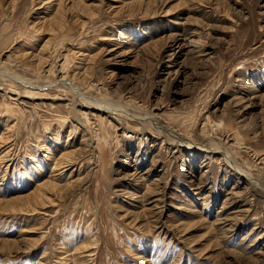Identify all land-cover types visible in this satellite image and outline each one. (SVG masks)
Here are the masks:
<instances>
[{
  "label": "rangeland",
  "instance_id": "obj_1",
  "mask_svg": "<svg viewBox=\"0 0 264 264\" xmlns=\"http://www.w3.org/2000/svg\"><path fill=\"white\" fill-rule=\"evenodd\" d=\"M59 1L0 0V264H264V0Z\"/></svg>",
  "mask_w": 264,
  "mask_h": 264
},
{
  "label": "bare ground",
  "instance_id": "obj_2",
  "mask_svg": "<svg viewBox=\"0 0 264 264\" xmlns=\"http://www.w3.org/2000/svg\"><path fill=\"white\" fill-rule=\"evenodd\" d=\"M61 1V0H60ZM59 1V2H60ZM161 3V2H160ZM58 4V3H57ZM60 5H61V3H60ZM62 6V5H61ZM59 8V7H58ZM60 9V8H59ZM62 9V8H61ZM58 11V10H57ZM60 11L61 10H59L58 12L60 13ZM63 11V10H62ZM61 11V12H62ZM55 14H56V12H55ZM60 15H61V13H60ZM46 16V15H45ZM47 16H49V15H47ZM45 20V19H44ZM50 21H52V20H50ZM52 30V29H51ZM178 33V32H177ZM178 35H180V34H178ZM177 34H174V36L172 37V39H174V40H177L178 38H179V36H178ZM172 36V35H171ZM174 40H172V41H174ZM197 40V39H196ZM195 42L196 41H190V44H195ZM191 45V46H192ZM183 46H184V44H183ZM46 47V46H45ZM43 48V50H45L46 48ZM183 49V48H182ZM43 52V51H42ZM182 53V52H181ZM43 54V53H42ZM173 55V54H172ZM181 55V54H180ZM42 59V58H41ZM42 62V61H41ZM40 62V63H41ZM61 71V70H60ZM4 73V72H3ZM6 75V74H5ZM5 75H4V77H5ZM2 76V75H1ZM7 76H9V75H7ZM62 77V81L63 80H65L66 78L65 77H63V75L61 76ZM15 79V78H14ZM19 80H20V78H19ZM52 81V80H51ZM61 81V80H60ZM27 83H28V81H27ZM75 89V88H74ZM84 99V98H83ZM82 99V100H83ZM85 100V99H84ZM83 104V107H85V108H87V109H90V110H98V111H105V112H108V113H116V111L117 112H119V115H123L122 113H123V111L125 112L126 111V107H120L119 105H116V104H114L113 102H108V100H107V102H103V104L102 103H95V104H92V103H88V102H84V103H82ZM97 104V105H96ZM104 104H106V106L104 105ZM121 108L122 109H124V110H121ZM154 114V113H153ZM140 116V115H139ZM137 117V116H136ZM153 117L154 116H151L150 114H148V115H146V118L147 119H150L151 120V123L153 124V125H155L156 127H158V128H160V130L161 129H163V131H165L166 132V134H167V131L168 130H171L172 131V129L170 128V127H168V126H166V125H164V124H162L161 122H159V121H157V120H155V119H153ZM172 134H171V137H170V140H171V142H170V144H172V145H180L181 144V146L182 147H185V145L186 146H188L189 144H191L192 143V140H191V138H190V140L189 139H187V138H183V137H180L182 140H180L179 139V137L178 136H176V134L174 133V131L173 132H171ZM72 134V133H71ZM169 134V133H168ZM173 137V138H172ZM208 139V138H207ZM221 141V140H220ZM216 142V139L215 138H213V139H210L209 140V144L208 145H210V146H208V145H206V146H202V147H204V150H206V147H207V149H214L215 151L217 150L216 148H219V149H223L224 147H226V145H224L222 142ZM168 142V141H167ZM202 145V144H201ZM224 147H223V146ZM200 146V145H199ZM215 146H217L216 148H214ZM189 147V146H188ZM181 149V148H180ZM225 149V148H224ZM206 151H209V150H206ZM220 151V150H219ZM71 153V152H70ZM226 155H227V158H228V161H230V163L232 162V159L231 158H233V156H232V154H231V152L227 149L226 150ZM64 157H66V159H63V161L62 162H60L61 164L59 165L60 167L58 168V170L61 168V167H65V166H73V164H74V161L72 160V158H67V157H70V155L69 154H66ZM234 162V161H233ZM233 166V165H232ZM236 167V166H235ZM237 168H238V166H237ZM72 169V168H71ZM61 171V170H60ZM241 172V171H240ZM243 173L245 174V176H246V179H247V181L251 184V182H253L252 184H253V186H257V187H260V188H263L264 189V182H259V178H256L251 172H246V171H243ZM242 175V174H241ZM243 176V175H242ZM54 177V176H53ZM51 183H53V181H50L49 183H45L44 185H42L41 184V186H40V188H38L39 189V191L38 192H41V193H45L46 194V191L44 190V188L45 187H47L48 185H50ZM75 184V183H74ZM38 195H40L39 193H37ZM44 194V195H45ZM32 195H34V193L32 194ZM43 195V196H44ZM34 197V196H33ZM36 197V196H35ZM41 197H42V195H41ZM43 198V197H42ZM24 199V198H23ZM37 199H39V197L37 198ZM25 200V199H24ZM39 201H40V199H39ZM43 201V200H42ZM227 205V204H226ZM220 216V215H219ZM235 219H238V216H237V218H235ZM218 220V219H217ZM223 221V223L225 222L226 223V225H228V224H230V219H228V218H226V220L225 219H222ZM225 220V221H224ZM234 220V219H233ZM239 220V219H238ZM218 222H220L219 220H218ZM233 222V221H232ZM234 227V226H233ZM251 240V239H250ZM255 244V243H254Z\"/></svg>",
  "mask_w": 264,
  "mask_h": 264
}]
</instances>
